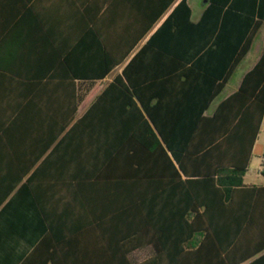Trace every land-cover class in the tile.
Here are the masks:
<instances>
[{"label":"trees","instance_id":"obj_1","mask_svg":"<svg viewBox=\"0 0 264 264\" xmlns=\"http://www.w3.org/2000/svg\"><path fill=\"white\" fill-rule=\"evenodd\" d=\"M173 2L136 3L144 13L127 31L95 29V47L85 49L95 54L88 65L95 72L68 64L67 77L25 79L0 65V264L28 263L25 247L57 240L41 235L53 231L50 189L119 193L124 185L135 188V208L149 205L151 235H118L116 254L101 264H264V185L244 183L264 118V49L240 88L207 112L263 24L250 15L254 4L239 12L235 0H209L194 22L181 0L67 129L96 81L129 57ZM78 75L96 77L82 79L90 82L83 92ZM149 240L155 254L134 263L130 252Z\"/></svg>","mask_w":264,"mask_h":264},{"label":"crops","instance_id":"obj_2","mask_svg":"<svg viewBox=\"0 0 264 264\" xmlns=\"http://www.w3.org/2000/svg\"><path fill=\"white\" fill-rule=\"evenodd\" d=\"M180 1L174 0L121 65L115 67L105 78L96 81L94 88L79 105L75 119L67 129L87 111L108 82L122 72L135 52L162 25ZM187 1L191 8V20L198 22L209 0H204L199 6L198 0ZM138 2L140 8H144L143 0H0V65L22 73L21 78L25 79L60 75L63 78L67 77L68 64L74 65L75 71H90L88 65L96 63L95 54L85 52L87 47H95L91 33L95 29L114 34L131 29L134 15L144 13V9H140L141 13L136 11ZM235 2L237 7L234 9L239 12L243 11L241 6L245 9L244 4H254L250 15H253L255 20L263 21V24L254 38L251 49L211 103L207 111L210 114L222 100L240 88L245 74L257 63L264 49V0ZM210 61L216 62L214 58ZM228 62L227 58H223L221 66L214 70L218 82L224 79L225 65H228ZM76 77L84 92V86L90 82L82 79L96 76ZM263 126L264 118L260 132ZM259 134L251 157V160L257 158V166L251 170L249 164L244 176V183L248 186L264 185V176L258 173L260 157L264 151V139L260 141ZM89 188L64 186L61 189H50L54 194L49 195L46 208L52 216L53 231L49 232L46 229L41 235H56L58 238L56 241L52 240L53 244L46 249H35L41 238L37 244L25 247L23 260L29 258V255H32V259L30 261L28 259V263L19 264H101L100 257L116 254L115 241L118 235H140L148 239V235H151V231L148 230L150 207L146 204L135 208L133 186L124 185L119 189V193L104 191L103 187L94 186L93 191ZM40 225L38 223V226ZM137 228L140 230L136 233ZM30 230H33L32 226ZM197 238L200 236L197 235ZM152 241L149 240L130 252V258L134 263L155 254L156 249L151 244ZM13 242L15 246L20 244L21 249L25 243L20 233H14ZM40 254H45L49 258L44 262L41 257H37L41 256ZM52 257L60 258L55 260ZM251 260L242 264H247Z\"/></svg>","mask_w":264,"mask_h":264},{"label":"rangeland","instance_id":"obj_3","mask_svg":"<svg viewBox=\"0 0 264 264\" xmlns=\"http://www.w3.org/2000/svg\"><path fill=\"white\" fill-rule=\"evenodd\" d=\"M204 0H198V6L203 2ZM221 98V97H219ZM264 139V126L262 127L261 129V132L259 134V140H263ZM257 163H258V160L257 158H254L251 160V163H250V169L253 170L256 166H257Z\"/></svg>","mask_w":264,"mask_h":264},{"label":"built area","instance_id":"obj_4","mask_svg":"<svg viewBox=\"0 0 264 264\" xmlns=\"http://www.w3.org/2000/svg\"><path fill=\"white\" fill-rule=\"evenodd\" d=\"M258 173L264 176V151L260 157V165H259Z\"/></svg>","mask_w":264,"mask_h":264}]
</instances>
